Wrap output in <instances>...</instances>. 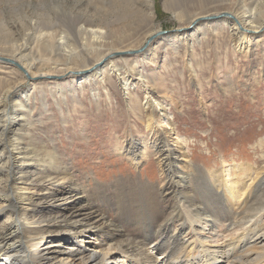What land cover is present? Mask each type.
Returning a JSON list of instances; mask_svg holds the SVG:
<instances>
[{"label":"bare ground","instance_id":"bare-ground-1","mask_svg":"<svg viewBox=\"0 0 264 264\" xmlns=\"http://www.w3.org/2000/svg\"><path fill=\"white\" fill-rule=\"evenodd\" d=\"M54 1L56 2H51ZM117 2V30L108 29L110 22L107 23L104 19L107 15L94 14L93 17L101 24L91 20L74 27L72 34L80 40L76 47L68 43V31L59 32L63 24L59 4L56 5L58 12L54 17L45 15L46 23L33 20L34 22H28L22 27L27 33H22L20 29L16 32V27H9L0 17V55H7L14 49L9 55L16 57V60L26 61L24 68L20 67L29 82H34L36 77L54 75L64 80L78 78L82 80L78 84L81 91L88 85L91 92H96L98 90L92 88L96 85L104 89L108 96L106 82L110 83L114 78L115 84L126 97L127 105L130 104L129 107L137 110L145 130L154 136L153 142L149 144L142 137L135 141L128 140L124 145H116L115 150L117 154L128 158L133 167L141 166L152 151L164 173L162 184L167 185L166 189H157L136 177L131 182L116 179L110 185L95 183L86 190L74 178L71 169L60 162L54 148L40 157L33 152V146H28L30 151L27 152L19 146V134L23 129L13 133L11 126L16 125L15 121L11 120L12 124L10 122L9 125L0 123V213L6 215L7 221L0 227V264H103L109 256H113L111 264H193L191 258L196 261L198 254L207 259L204 264H246L244 260L247 257L253 259V264H264V224L256 228L255 233H234L224 238L213 234L216 233L214 225L221 221L228 223L227 226L239 223L259 224L258 215L264 211V194L259 198L264 190V165L258 164L260 167H257L243 163H222L219 170L211 171L192 165L186 138L174 131L173 119L169 115L170 104L158 101L153 96L155 80L151 78L152 84L145 80L134 62L128 68L139 76L137 82L131 84L127 76L121 73L119 66L111 60L118 46L123 45V40L139 36L137 41L142 42L158 35V30L151 27L155 17L153 2ZM232 2L233 0H206V6H197L199 13L181 11L176 0L163 2L164 10L175 18H185L187 27L180 28L183 30L182 35L168 34L160 40L173 49L176 41L182 40L185 43L187 68L195 81L199 68V64H196L195 45H199L208 35L214 37V34H221L226 29L232 51L239 55L247 54L251 47H256L250 42L259 37L257 34L264 26V3L257 2L255 7L237 12V3L232 5ZM221 5L227 7L226 16L203 13L205 8L212 11ZM132 26L139 28L137 32L133 34L132 31L131 37L124 36L126 29L134 30ZM29 33L38 34L34 44L40 46L39 40L41 41L46 60L38 62L30 54L23 53L25 44L18 43L27 39ZM108 38L111 40L110 45ZM155 50L156 48L153 51L146 50L143 59L151 61ZM127 51L130 49L122 52ZM262 55L264 56V52ZM12 57H0V61L18 65ZM137 85L143 88L145 95L141 104L136 93L131 91ZM1 89L0 105L4 104L5 99H10L11 91L15 88L6 86ZM42 91L43 89L39 90L41 99L44 97ZM51 92L58 96L55 101L59 110L61 104L66 105L64 98L67 93L72 97L71 108H76L74 85L71 84L68 88L55 86ZM79 103L82 105L80 100ZM15 106L25 109L26 112L22 113L23 122L32 125L31 116L24 104L19 102ZM3 109L5 108L1 109L0 118L6 114ZM9 132L11 137L6 138V143H2V136H7ZM25 134L29 138L32 136L31 132ZM258 146L262 147L261 140ZM147 148L149 155L146 153ZM189 169L193 170H190L193 174L200 172L194 189L188 187ZM248 170L250 172L245 173ZM123 192L129 198L136 197L147 205L162 209L166 195V198H171V210L162 224H138L133 215L112 205V197ZM252 196V205L248 208L249 211L243 213L245 221H242L240 210L245 200L247 204L248 197ZM177 209H181L179 216L174 214ZM225 209L226 214L221 217L219 213H224L222 211ZM112 211L118 212V218L112 217ZM64 243H71V251L67 252L70 254L66 255L60 250L58 254L51 250ZM39 245H44L43 248L47 250L43 251ZM85 247L92 251H86Z\"/></svg>","mask_w":264,"mask_h":264},{"label":"rangeland","instance_id":"rangeland-1","mask_svg":"<svg viewBox=\"0 0 264 264\" xmlns=\"http://www.w3.org/2000/svg\"><path fill=\"white\" fill-rule=\"evenodd\" d=\"M51 1L0 0L1 20H5L9 27H16V32L20 29L22 33H27L23 31L22 27H25L28 22H34L33 20L37 23H46L44 20L45 15L54 17L58 12L56 5L59 4V12L63 20L59 32L68 31L67 41L75 47L78 46L80 40L78 36L75 37L72 34L74 27L86 24L91 20H96V24H101L99 20L93 17L94 14L107 15V18H103L107 23L110 22L108 29L117 30L118 25L115 24L117 20H115V17L118 13L116 8L118 0ZM127 1L131 4L135 0ZM164 1L152 0L155 17L151 27L156 31L158 30V32L187 27L185 18H175L173 14L171 15L170 12L164 10ZM176 1L178 2L177 5L180 6V10L186 12L195 11V13H199L200 11L196 10L197 6H206V0ZM257 2L261 4L264 3V0H233L231 4L237 3V12H242L255 7L258 4ZM226 10V5H221L216 9L213 8L212 11L210 8H205L203 13L226 16ZM111 18L114 20L112 21ZM142 27L143 25H141ZM132 28L134 30L126 29L124 36L131 37V32L134 31L132 32L134 34L139 29L134 26ZM182 33L183 30L157 35L143 52L134 55L115 56L118 53H125L122 51L126 49L134 51L141 48L147 39L141 42L137 41L139 36H135L123 40V45L118 46L117 52L114 53L111 60L119 66L121 73L127 76L131 84L136 83L139 76L137 72H131L128 68L134 62H136L134 65H137V71L145 80L149 82L151 78L155 80L156 86H154L153 96L158 101L170 104L169 115L173 119L174 131L179 136L186 138L188 142L186 145L187 152L191 156L193 166L196 165L197 167L199 165L204 171L219 170L222 163L263 166L264 76L262 74L264 72V56L262 52H264V26L257 34L259 37L253 38L250 42L256 47H251L247 54L243 55L232 51V43L228 38L226 29L221 34H214V37L208 35L206 39H202L199 45H195L196 64H199L198 72L196 71L198 77L196 81L187 68L188 57L185 53V43L178 40L173 49L165 46V43L160 40L168 34L171 36L173 34L182 35ZM29 34L27 39L24 38L23 41L18 43L25 44L23 53L30 54L31 58H36L38 62L46 60L47 56L41 41L38 39L40 46L34 44L38 34ZM113 37L116 38V35H113ZM107 41L110 45L111 40L108 38ZM155 48L154 57L151 61L143 59L146 50L153 51ZM13 51L14 49L10 50L9 54H12ZM9 54H1L0 57L11 58L12 56ZM12 58L18 66L24 68L26 61H21L18 58L16 60V57ZM33 61L36 62V60ZM23 72L5 60L4 62L0 61V97L2 96L1 88L6 86L15 88L11 91L10 99H5L4 104L0 105V112L3 107L5 108L3 109L4 112H6L5 116L2 117L3 119L0 118L2 121L0 123L9 125L11 120L12 122L15 121L16 125L11 126L13 133H16L18 129H23V132L21 130L19 134L21 136L19 146L23 150L28 152L30 150L27 147L33 146L35 147L33 152L40 157L51 151V148H54L60 162L71 169L74 178L86 190L93 187L95 183L110 185L116 179L131 182L136 177L148 182L153 187H157V189L158 187L162 190L166 189L167 185L162 184L164 173L157 164L158 162L154 154L151 153L152 151H150V156L143 161L141 166L133 167L128 158L117 154L115 150L116 145H124L128 140L135 141L142 137L146 139V142L148 140L149 144L153 142L154 136L149 135L145 130L137 110L129 107L130 104L127 105L126 97L115 84L114 78L110 83L106 82L108 90V96H106L104 89L96 85L92 86V88L98 90L96 92H91L88 85L87 88L85 86L81 91L78 84L82 80L78 78L64 80L54 75L51 77L44 76L43 78L36 77L34 82H29V78ZM71 84L76 88L73 97L75 99L74 107L76 108H71L72 97H69L70 95L67 93L64 98L66 105L61 104V110H59L58 103L55 101L58 96L51 91L55 89V86L68 88ZM40 89H43L44 97L42 99L39 97ZM133 89L131 91L136 93L141 104L145 96L143 88L137 85V88ZM19 102L24 104L26 110L28 109L32 125L29 126L26 122H23L22 113L26 111L15 106ZM25 132H31V138ZM9 134L10 132L6 136L4 133L2 143H6V138L11 137L12 134ZM260 140L262 141L261 148L258 146ZM146 153L149 155V148L146 149ZM190 170H188V174H190L188 187L194 189L197 187H194V185L199 180L197 174L200 172L193 174L191 172L193 170ZM248 172L250 171L248 170L245 173L248 174ZM206 185L208 186V184ZM199 189L198 186L197 190L199 191ZM263 194L264 190L259 198L263 197ZM164 197L163 209L155 205H147L136 197L129 198L124 192L112 197V205L133 215L138 224H160L171 210V198H166V195ZM252 199H254L253 196L252 198L248 197L247 204L245 200L240 210L242 221H245L243 213L250 210L248 208L252 205ZM222 212L224 213L219 214L224 217L226 209ZM174 214L179 216L181 209L175 210ZM246 215L248 216L247 213ZM258 216L260 217L259 224L247 223L243 225L239 223L235 226H227L228 223L221 221V223L214 225L216 233L213 234L224 238L234 233H255V229L264 224V211L259 213ZM112 217L118 218V212L112 211ZM6 223V215L0 213V227ZM69 244L71 243H64L59 247H52L51 250L58 252V254L60 250L68 255L70 253L67 252L71 251ZM43 247L44 245H39L40 249ZM85 249L86 251H92L91 248L85 247ZM42 250L46 251L47 249L43 248ZM95 250L97 249L95 248ZM112 258L113 256H109L103 264H111L113 262ZM206 261L207 259L200 254L197 255L196 261L191 258L193 264H204ZM244 261L246 264H253V259L249 257Z\"/></svg>","mask_w":264,"mask_h":264},{"label":"water","instance_id":"water-1","mask_svg":"<svg viewBox=\"0 0 264 264\" xmlns=\"http://www.w3.org/2000/svg\"><path fill=\"white\" fill-rule=\"evenodd\" d=\"M181 29L179 28V29H173V30H169V31H167V30H163V31H160V32H158V35H162V34H165V33H168V32H175V31H180ZM154 38V37H153ZM153 38H150V39H148L147 41H146V43L141 47V48H139L138 50H134V51H127V52H125V53H118V54H116L115 56H121V55H134V54H139V53H141L142 51H144L145 50V48L151 43V41L153 40ZM4 62V61H3ZM7 63L8 62H10V61H6ZM15 64V63H14ZM16 65V64H15ZM16 67L17 68H19L20 70H22L23 71V69L20 67V66H18V65H16Z\"/></svg>","mask_w":264,"mask_h":264}]
</instances>
